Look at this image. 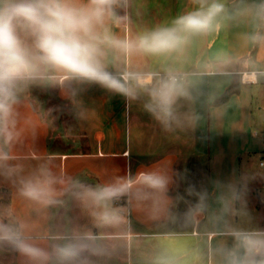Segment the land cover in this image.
<instances>
[{
	"label": "crops",
	"instance_id": "1",
	"mask_svg": "<svg viewBox=\"0 0 264 264\" xmlns=\"http://www.w3.org/2000/svg\"><path fill=\"white\" fill-rule=\"evenodd\" d=\"M221 2L232 18L218 32L192 37L182 53L125 56L106 50L104 62L113 73L171 71L183 77L187 95L173 105L169 127L147 110L145 91L129 98L94 83L55 84L71 106L69 128L53 122L34 86L21 94L12 138L0 136V152L9 157L0 160V226L46 252V264H53L55 247L66 239L89 244L87 251L101 239L108 244L106 264H224L220 249L234 244L229 228L264 230L258 200L249 201L251 221H243L235 198L255 157L264 159V43L247 39L257 25L250 15L237 14L260 0ZM196 7L195 0H124L106 28L117 38L135 39ZM252 71L256 82H246ZM142 174L159 176L166 188L143 183ZM29 179L49 181L55 202L23 196ZM124 183L128 192L111 203L121 219L99 223L86 191ZM201 199L204 211L189 218ZM66 206L73 216H64ZM85 236L91 239L82 241ZM1 249L0 264H36L7 242ZM85 259L92 263L90 255Z\"/></svg>",
	"mask_w": 264,
	"mask_h": 264
},
{
	"label": "clouds",
	"instance_id": "2",
	"mask_svg": "<svg viewBox=\"0 0 264 264\" xmlns=\"http://www.w3.org/2000/svg\"><path fill=\"white\" fill-rule=\"evenodd\" d=\"M124 0H0V136L12 138L15 106L21 94L33 85L63 84L65 81L98 84L106 89L135 98L147 92L150 102L145 105L165 127L175 119L173 105L178 97L187 95L185 81L174 72L154 76L148 72L117 74L105 65L106 50L113 49L125 56L140 53L162 57L182 53L194 36L218 32L225 18H232L221 0H195L198 5L175 18L168 26L148 30L135 39H120L106 28L116 18V9ZM238 15H250L257 25L247 39L264 43V0L244 8ZM264 75V73H261ZM257 73L245 74L246 82L255 83ZM0 152V160H7ZM141 180L163 191L166 181L154 174H142ZM49 181L26 180L23 196L44 204L54 203ZM129 184L108 185L88 189L85 193L98 211L101 224L121 219L120 210L112 201L126 194ZM235 198H239L238 196ZM227 207L225 211H227ZM204 211L203 199L188 210L195 218ZM232 247H222L224 264H264V230L229 228ZM88 241L91 237H82ZM0 242L15 246L36 264H46L48 254L20 239L11 229L0 226ZM89 247L85 242L56 246L55 255L61 264H73Z\"/></svg>",
	"mask_w": 264,
	"mask_h": 264
},
{
	"label": "rangeland",
	"instance_id": "3",
	"mask_svg": "<svg viewBox=\"0 0 264 264\" xmlns=\"http://www.w3.org/2000/svg\"><path fill=\"white\" fill-rule=\"evenodd\" d=\"M35 87V96L39 101H42L41 103H45L47 105V108L50 110V117H52L53 122L58 124H64L67 128L71 125V106L67 99L60 98L58 94H56L57 86L55 84H47V85H33ZM46 96V98H44ZM45 99V100H44ZM257 112V111H256ZM256 119L260 120V117L255 115ZM263 119V118H262ZM264 121V120H263ZM261 160L263 158L255 157V161L252 164V168L250 173L243 174L242 179V186L241 191L239 194V216L240 219L243 221H251V210H250V204L249 201H257L258 205L261 209H263L264 212V165L261 164ZM251 188L257 189L258 194L255 196L249 195V191ZM197 198V196H195ZM195 197H190V203L194 204ZM251 201V202H252ZM76 203V202H75ZM78 205V206H77ZM81 205L80 202L77 201L76 207L78 208ZM58 208V206H56ZM81 209V208H80ZM85 208L83 207L82 215H85L84 212ZM58 210V209H57ZM79 211V210H78ZM70 215L73 216L72 211H70V207H65L64 216L69 217ZM264 216V215H263ZM57 223V219L53 218V222ZM98 227V230H101V226L99 223L96 224ZM65 229H69L68 226L65 227ZM71 239H66L61 246H67L70 245ZM95 249L88 251L85 249L81 252V255L73 262V264H87V260L85 259V255L88 254L92 259L93 264H106V257L109 255V251L107 250L108 244L103 242L101 239H98L95 244ZM0 261H3L2 258V249H1V242H0ZM91 263V264H92ZM53 264H57V256H54ZM89 264V260H88Z\"/></svg>",
	"mask_w": 264,
	"mask_h": 264
},
{
	"label": "built area",
	"instance_id": "4",
	"mask_svg": "<svg viewBox=\"0 0 264 264\" xmlns=\"http://www.w3.org/2000/svg\"><path fill=\"white\" fill-rule=\"evenodd\" d=\"M261 164H264V159L261 161Z\"/></svg>",
	"mask_w": 264,
	"mask_h": 264
}]
</instances>
